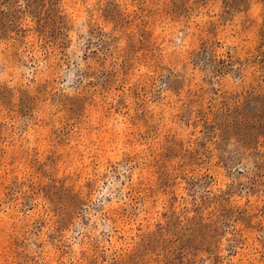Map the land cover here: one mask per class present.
Masks as SVG:
<instances>
[{"label": "rangeland", "instance_id": "obj_1", "mask_svg": "<svg viewBox=\"0 0 264 264\" xmlns=\"http://www.w3.org/2000/svg\"><path fill=\"white\" fill-rule=\"evenodd\" d=\"M0 264H264V0H0Z\"/></svg>", "mask_w": 264, "mask_h": 264}]
</instances>
